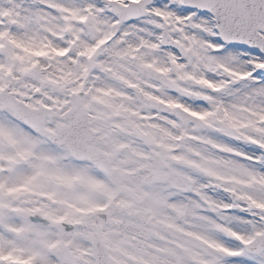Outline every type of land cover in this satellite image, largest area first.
<instances>
[{"label": "snow or ice", "instance_id": "6c2138e0", "mask_svg": "<svg viewBox=\"0 0 264 264\" xmlns=\"http://www.w3.org/2000/svg\"><path fill=\"white\" fill-rule=\"evenodd\" d=\"M0 264H264V0H0Z\"/></svg>", "mask_w": 264, "mask_h": 264}]
</instances>
